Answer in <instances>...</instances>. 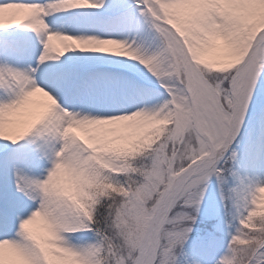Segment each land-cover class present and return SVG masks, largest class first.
<instances>
[{
  "label": "snow or ice",
  "instance_id": "obj_1",
  "mask_svg": "<svg viewBox=\"0 0 264 264\" xmlns=\"http://www.w3.org/2000/svg\"><path fill=\"white\" fill-rule=\"evenodd\" d=\"M0 264H264V0H0Z\"/></svg>",
  "mask_w": 264,
  "mask_h": 264
}]
</instances>
